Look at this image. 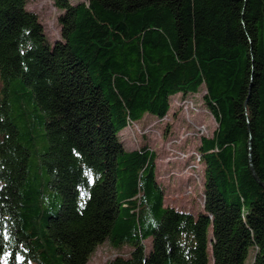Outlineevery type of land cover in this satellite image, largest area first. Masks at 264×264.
Returning a JSON list of instances; mask_svg holds the SVG:
<instances>
[{
  "label": "trees",
  "instance_id": "16d2710c",
  "mask_svg": "<svg viewBox=\"0 0 264 264\" xmlns=\"http://www.w3.org/2000/svg\"><path fill=\"white\" fill-rule=\"evenodd\" d=\"M27 2L0 0V264H264V0H53L52 43ZM201 87L193 215L119 132Z\"/></svg>",
  "mask_w": 264,
  "mask_h": 264
},
{
  "label": "rangeland",
  "instance_id": "374dc122",
  "mask_svg": "<svg viewBox=\"0 0 264 264\" xmlns=\"http://www.w3.org/2000/svg\"><path fill=\"white\" fill-rule=\"evenodd\" d=\"M78 3L87 0H69ZM25 8L37 14L50 43L59 38L57 17L61 13L53 0H28ZM200 88L196 94L170 97V108L163 118L146 113L141 120L130 123L119 132L127 150L147 146L156 152V180L164 189V206L191 212L203 211L205 164L199 153L202 137H211L217 123L207 110ZM150 250L151 238L144 241ZM131 249L99 245L86 264H107L115 255L128 256ZM255 251L250 248L244 264H252ZM212 257L209 248V261Z\"/></svg>",
  "mask_w": 264,
  "mask_h": 264
}]
</instances>
